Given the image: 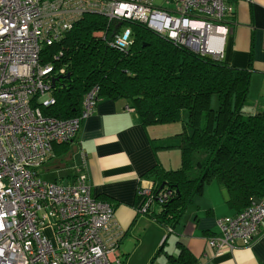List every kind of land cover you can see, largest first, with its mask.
Wrapping results in <instances>:
<instances>
[{"label": "built area", "instance_id": "1", "mask_svg": "<svg viewBox=\"0 0 264 264\" xmlns=\"http://www.w3.org/2000/svg\"><path fill=\"white\" fill-rule=\"evenodd\" d=\"M164 1L168 7L154 0H0V264H121L113 256L115 244L104 239L114 221L113 207L90 195L83 169L68 184L38 173L55 144L75 137L96 93L95 87L86 94L79 117L44 114L41 107L54 102L47 76L52 66L39 61V52L84 13L99 12L112 21L140 20L195 52L223 57L224 23L232 13L227 0ZM129 35L125 28L113 44L127 47ZM148 190L143 193L150 198ZM168 194L162 191L160 202ZM262 220L264 200H259L218 219L220 236L208 245L218 251L233 249L238 241L247 246Z\"/></svg>", "mask_w": 264, "mask_h": 264}, {"label": "trees", "instance_id": "2", "mask_svg": "<svg viewBox=\"0 0 264 264\" xmlns=\"http://www.w3.org/2000/svg\"><path fill=\"white\" fill-rule=\"evenodd\" d=\"M125 28L130 44L121 48L113 40ZM39 61L52 66L47 76L54 102L41 107L46 115L79 117L95 87V103L100 96L129 99L144 126L186 114L174 140L159 146L177 147L181 167L148 172L164 182L153 191L169 190L163 202L155 192L150 197L160 207L158 222L173 227L210 182L225 188L226 203L237 213L254 199L264 200V111L244 110L252 70L195 52L140 20L112 21L99 12L84 13L52 45H43ZM74 138L55 144L54 151H67ZM191 259L182 250L171 257L173 264H194Z\"/></svg>", "mask_w": 264, "mask_h": 264}, {"label": "crops", "instance_id": "3", "mask_svg": "<svg viewBox=\"0 0 264 264\" xmlns=\"http://www.w3.org/2000/svg\"><path fill=\"white\" fill-rule=\"evenodd\" d=\"M227 1L232 14L224 23L228 31L222 41V59L234 68L252 70L248 95L254 103L246 111H264V86L260 85L264 82V0ZM224 31L220 28L218 34ZM185 120L183 112L178 121L144 126L129 99L100 96L69 149L56 152L53 147L52 158L59 159L51 160L46 170L67 168V173L45 180L68 184L83 169L90 195L113 207L114 221L104 239L115 244L113 256L121 264H173L171 257H178L179 250L191 256L194 264H264V220L247 246L238 241L233 249L218 251L208 245L210 238L220 236L217 220L239 213L226 203L225 188L216 182L205 184L173 227L155 219L160 211L155 198L164 182L148 172L181 167L177 147L159 146L174 140ZM158 183L159 190L153 191ZM144 189L155 192V198L146 196ZM44 232L51 237L47 226Z\"/></svg>", "mask_w": 264, "mask_h": 264}, {"label": "rangeland", "instance_id": "4", "mask_svg": "<svg viewBox=\"0 0 264 264\" xmlns=\"http://www.w3.org/2000/svg\"><path fill=\"white\" fill-rule=\"evenodd\" d=\"M154 3L156 4V5H159V6H161V7H165V6H167L168 7V4L164 1V0H154ZM260 85L261 86H264V82H260ZM262 95H264V94H262ZM258 96V95H257ZM253 99L254 98H252L250 95H248L247 96V99H246V103H245V105H244V110H248V108L250 109V108H252L251 107V105L254 103L253 102ZM255 105V104H254ZM253 106V105H252ZM253 109V108H252ZM181 130H182V128H181ZM180 130V131H181ZM196 158H197V155H196ZM59 158L58 157H54V158H52V159H49L48 161H46L44 164H42L41 165V167H39L38 168V171L39 172H41V177L42 178H46V179H50V180H53L54 178H55V176H61V175H63V174H65V173H67V168H63V169H60L59 170V172L58 171H54V170H51V169H49V170H46V167L48 166V167H50V162H51V160L52 161H55V160H58ZM58 183V182H57ZM58 184H63V183H58ZM48 234V233H47Z\"/></svg>", "mask_w": 264, "mask_h": 264}]
</instances>
